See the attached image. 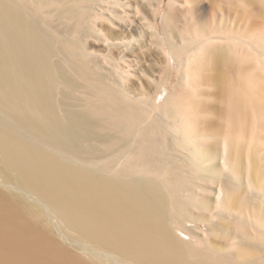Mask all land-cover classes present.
<instances>
[{
  "label": "bare ground",
  "instance_id": "obj_1",
  "mask_svg": "<svg viewBox=\"0 0 264 264\" xmlns=\"http://www.w3.org/2000/svg\"><path fill=\"white\" fill-rule=\"evenodd\" d=\"M130 1L0 0V264H264V174L231 127L264 118V86L219 77L227 128L198 114L201 132L184 93L123 84L151 56L189 76L216 43L256 39L169 0L194 19L177 38L157 24L164 0Z\"/></svg>",
  "mask_w": 264,
  "mask_h": 264
},
{
  "label": "rangeland",
  "instance_id": "obj_2",
  "mask_svg": "<svg viewBox=\"0 0 264 264\" xmlns=\"http://www.w3.org/2000/svg\"><path fill=\"white\" fill-rule=\"evenodd\" d=\"M138 1L140 0L130 1V4L132 5L130 7L131 11L136 7ZM201 2L205 5L204 19L206 18L205 20H208V24H218L225 29H230L236 35L244 36L247 39L246 42L249 43L251 40L256 39L250 43L255 47V50L253 51L254 48H251V50L248 44L231 45L230 43H216L215 45L217 47L214 50L216 52L213 56H201L202 58L200 57L195 64L190 65V68L193 67V70L191 69L192 73L189 74V76H186L185 72H182L183 74H176L170 71L165 62H162L159 57L154 55L147 60H142L137 69L132 72L133 74H142L143 79H141L143 81L137 77L133 78V82L125 81L123 84L127 89L130 88L132 92H136L138 89L145 86L147 96L151 99H155L160 94L161 90L157 91L156 89L160 84L161 88H166L165 92H162L164 96L168 93H184L187 98L185 105L186 108L187 106L189 108L185 114L189 116L188 118L194 127L199 128L201 132H204V128L201 127L197 115H212L215 113L218 115L215 118L216 126H218L223 132V130H226L227 128L228 96L224 93V87L222 84L220 85L218 78L224 76L229 82L243 80L244 78L245 82L247 80L246 83L250 80L253 81L250 83H254V85L249 83L253 88H256L258 85V87L261 86L259 89H262L264 86V0H248L246 8H244L238 0H201ZM178 5L179 4H170L169 0H164L157 17V24L160 26L161 30L165 28L168 31L170 30L169 32H176L174 35L176 37L178 36L177 38H180L184 33V28L194 19L190 18V15L188 14L189 12L185 8L183 9L184 3ZM178 7H180V9ZM197 8L200 9L201 4ZM148 19L152 20V17L150 16ZM203 24H205V21H197V26L202 27ZM64 36L66 37L67 35ZM147 42L152 49L157 50L154 40L151 39V41H149L147 39ZM258 46L260 49L259 52ZM98 64L99 65L97 66L102 68L103 65L101 63ZM150 65H153L152 70L148 68ZM103 72L106 74L107 71ZM111 74L117 73L111 71ZM148 77L152 78L153 81L152 83L146 84L145 82L148 81ZM186 77L189 83H185L186 80H182L186 79ZM76 105H78L77 107H81L79 102H77ZM243 111L242 114H244ZM242 114L241 118L237 116V114L236 116H231V127L232 130H234L235 127L237 130L240 129L237 131L235 128L233 132H236L235 134H237V137L242 136L244 141L245 153L243 157L246 166L245 170L249 166V159H247L249 154L252 152L255 153L254 155L256 158L253 160L254 164L252 163V167H254V172H257V178L260 174H264V147L259 146L260 142L261 144H264V118L262 117L260 119L259 116L257 117V114L251 109H247L245 115ZM239 118L241 120L245 118V121H243L244 126H242V121V125L239 123ZM239 125L244 127L243 130ZM246 160H248V163ZM246 171L248 172V169ZM250 173L253 174L252 177H254L253 179L255 180L254 173L250 171L248 172V175H250ZM49 225L53 227L54 238L56 237L61 244L67 249L69 248L73 253H78L75 247L72 246L71 242L58 232V228L54 227V222H50ZM214 240L228 248V243H226V241H222L218 238H215Z\"/></svg>",
  "mask_w": 264,
  "mask_h": 264
}]
</instances>
